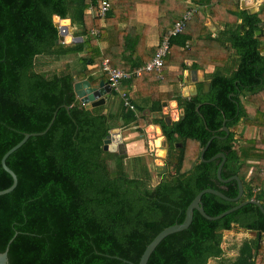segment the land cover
I'll list each match as a JSON object with an SVG mask.
<instances>
[{
	"label": "trees",
	"instance_id": "obj_1",
	"mask_svg": "<svg viewBox=\"0 0 264 264\" xmlns=\"http://www.w3.org/2000/svg\"><path fill=\"white\" fill-rule=\"evenodd\" d=\"M191 1L198 6L219 2ZM109 2L105 21L118 30L121 39L103 55L99 42L106 38V28L90 10L91 5L97 6V0H0V190L13 183L2 166L3 155L25 133L45 130L59 108L45 134L29 137L6 160L18 177L17 186L0 195V251L9 246L11 264L138 263L161 230L184 221L187 207L201 190L215 188L230 198L238 195L235 179L222 182L217 176L222 158H200L201 149L214 135L219 137L211 141L205 158L223 152L222 177H240L244 186L240 202L255 199L264 206V102L255 111L246 104L254 95L264 93V55L260 39L255 38L262 22L260 12L240 10L237 16L242 22L226 32L240 55L236 70L230 74L215 71L208 92L201 85L195 96H174L183 109L178 120L168 124L162 114L161 101L170 94L151 90L150 98L156 101L151 109L160 113L153 122L161 126L168 145L166 164L171 168L152 185L153 169L141 163L143 156L103 148L118 117L124 126L141 122L139 131L144 132L146 122L137 116V103L131 99V108L121 99L117 111L106 104L87 108L77 97L74 83L87 78L96 84L94 72L98 69L102 78L108 79L102 67L105 58L112 66L126 70H135L152 59L145 44L147 32L139 33L131 25L123 33L119 30V22L130 19L137 3H155L160 10L171 8L159 19L161 40L168 23L181 18L188 6L182 0ZM206 10L213 15L218 11ZM199 12L197 9L194 16ZM54 15L71 18L84 40L57 42L59 28ZM191 20L170 37L163 70L176 53L186 56L187 51L180 47L190 38ZM94 28L99 29V35L91 33ZM63 57L71 58L65 67L42 69L43 63L54 64ZM116 57L126 64L116 62ZM185 68L182 63L180 77ZM163 81L157 79L156 71H145L124 83L153 82L157 87ZM143 92L141 88L139 93ZM242 118L259 128V138L243 142L236 138L235 129ZM225 120L229 135L220 130ZM127 160L133 163V176L127 170ZM202 201L212 216L238 204L209 192ZM234 227L256 236L244 240L234 258H225L224 232ZM212 258L220 259L221 264H264V213L258 204L248 203L217 220L194 210L191 225L165 237L148 264H208Z\"/></svg>",
	"mask_w": 264,
	"mask_h": 264
},
{
	"label": "crops",
	"instance_id": "obj_2",
	"mask_svg": "<svg viewBox=\"0 0 264 264\" xmlns=\"http://www.w3.org/2000/svg\"><path fill=\"white\" fill-rule=\"evenodd\" d=\"M181 1V0H179ZM219 2H211V4L206 3L201 6L194 4L191 0H182L186 3L188 8L194 7L200 10L199 14L193 16L188 26L189 40L181 48L182 51H187L186 56L182 57L177 55V53L172 56V59L168 64H166L165 69L162 72V76H159L157 73V79H163L161 84L157 87L151 82L150 84H132L129 85L127 82L121 84L122 91L129 93L131 99L137 103V116L145 120L146 125L144 127V132L141 135L147 134L148 130L156 131L159 133V136L162 134L161 126L153 122V119L160 116L158 111L151 109V106L156 102L152 97L153 93L165 92L169 93L170 97L163 99L162 103V114L164 117L169 116L171 122L178 120L183 115V109L178 106V102L174 99V96L181 94L183 97H192L195 96L201 85H203L205 91L206 88L204 83L210 82L211 88V76L215 71H219L225 74L232 73L233 70H236L239 65V52L235 47L232 46L231 42L228 41L229 30H232L236 27L237 24L242 22V18L238 17L240 10L245 11L249 14H256L260 12L262 22L259 23V29L255 31V38L260 39L261 54L264 55V0H217ZM209 4V5H208ZM160 10L159 6L155 3H137L135 10L131 13L129 20H122L119 22V30L123 33L124 28L128 25H131L136 29L137 32H147L146 47L151 57H153L155 51H152L153 47H156L161 41L160 32H159V19L166 15V9H171L169 7ZM204 8L207 9H218L214 15L209 11H203ZM115 21H117V18ZM178 19V18H177ZM101 25L106 28L105 39L99 42V48L101 54H107L109 47L115 45L119 42L121 37L119 36L118 30L113 25H108L104 20L100 19ZM175 21H171L167 25L166 31L168 32L172 24ZM205 26V29L202 28ZM73 28V29H72ZM70 29L72 34L75 36H81L79 34V28L77 25L72 24ZM225 33V34H223ZM84 40V38H83ZM126 53V52H122ZM127 59L128 55H125ZM124 57V56H123ZM125 58V59H126ZM116 62L121 64H126L124 59L117 58ZM175 63V64H174ZM185 64L186 68L182 72V77H180V66ZM174 64V65H173ZM96 65H94L95 67ZM101 70H95L94 76L97 78V83L93 85H99L102 80ZM108 82V80H105ZM141 88L143 92H141ZM210 90V89H209ZM117 92L112 90L110 97L106 100V105L112 110L117 111L120 105L122 96L115 97ZM208 92V91H206ZM120 94V93H119ZM254 100L252 102H246L247 105L252 106V110H256V106L259 103L264 102V93L254 95ZM125 104V103H124ZM155 106V105H154ZM168 109L170 113H165L164 109ZM107 111V109L105 110ZM141 122L132 123L130 125H123L124 121L118 117L115 121V127H131L135 126L136 130H131L125 133L122 132L123 141L126 144V150L130 155L140 156L144 153L151 151L147 149V143L144 141L143 136L138 137L139 128ZM146 131V132H145ZM236 138L243 142L244 139H251L255 137H260V130L257 126L247 124L242 118L236 129ZM230 133V129H229ZM229 133L226 135H229ZM157 139V138H156ZM161 137L159 138V140ZM154 140V139H153ZM150 142H152L150 140ZM157 142V140L155 141ZM162 144L161 140L156 145ZM139 144V145H138ZM155 147V145H153ZM161 146V145H160ZM159 146V147H160ZM168 151V147H167ZM140 154V155H139ZM167 155V152H166ZM167 157V156H166ZM165 157V158H166ZM165 158L162 160L163 164H166ZM167 165V164H166ZM155 166V165H154ZM157 166V165H156ZM155 166V168H156Z\"/></svg>",
	"mask_w": 264,
	"mask_h": 264
},
{
	"label": "water",
	"instance_id": "obj_3",
	"mask_svg": "<svg viewBox=\"0 0 264 264\" xmlns=\"http://www.w3.org/2000/svg\"><path fill=\"white\" fill-rule=\"evenodd\" d=\"M53 21H54L55 26L59 28V37H58L57 42H63L66 44H70V43H76V42L83 41V36H75L72 34V32L70 30L72 28L71 18H69V17L61 18L59 15H54ZM204 86L206 88V91H209L210 82L204 83ZM74 91H75L77 97L85 104V106L87 108H90L92 106H98V105L105 104L106 100L110 97V95L112 93V87L105 80H102L99 83V85L95 86L91 83V81L89 79L84 78V79L77 80L74 83ZM63 106L66 109L70 108L68 105H63ZM58 109L59 108H57L54 111L52 119L50 120V122H49V124L45 130H43L41 132L25 133L23 139L21 141H19L16 145H14L12 148H10L3 155L2 160H1L2 166L12 176L13 183L10 187L3 189V190H0V195L11 192L17 186V183H18L17 174L15 173L14 170H12L8 166V164L6 162L8 156L11 153H13L15 150L20 148L28 140L29 137L45 134L48 131V129L52 126V124L54 123ZM165 120L167 121L168 124L171 123V118L169 116H166ZM220 130L225 131L227 134L229 133V128L226 125V120L224 121L223 127ZM215 137H219V136L218 135L212 136L208 140V142L204 146V148H202L200 158L202 161H213L217 158H222V161L218 167L217 176L222 182H228V181L235 179L238 182V186H239L238 195L234 198H230L227 195H225L222 191L215 189V188H205V189L201 190L196 195V197L192 200V202L189 204V206L187 207L184 221L182 223H175L173 225L167 226L163 230H161L154 237V239L146 246L144 252L141 255L139 262L138 263L130 262L131 264H148V261L152 255L153 251L156 249V247L160 244V242L165 237H167L170 234H173V233L182 231L184 229H187L191 225L193 218H194V210H198L207 219L217 220V219H220V218L224 217L225 215H227L233 211L240 209L241 207H243L244 205H246L248 203H256L259 205V207L261 208V210L264 213V206L262 205L261 202L255 200V199H247V200L240 202V200L244 194V186H243L242 180L240 179V177L238 175H234L228 179H225L222 177V169H223V166H224L225 161H226V155L223 152L216 154L215 156H213L210 159L205 158V152H206L207 148L209 147L211 141ZM179 146H182V143H179ZM103 148H104V150L119 153V154H124L127 152L126 144L123 141L122 132H121L120 127L116 126L110 130V134L104 140ZM161 167H162V169H160ZM156 170H157V172H159L161 170H162L161 172H165V171H167V166L166 165H163V166L157 165ZM208 192L216 194V195H218L224 199L237 201L238 204H236L232 208H230V209H228V210H226V211H224L218 215H215V216L209 215L206 212L204 205H203V201H202V196ZM8 250H9V246H7V248L4 251H0V264H11L10 260H9V256H8Z\"/></svg>",
	"mask_w": 264,
	"mask_h": 264
},
{
	"label": "built area",
	"instance_id": "obj_4",
	"mask_svg": "<svg viewBox=\"0 0 264 264\" xmlns=\"http://www.w3.org/2000/svg\"><path fill=\"white\" fill-rule=\"evenodd\" d=\"M111 8L109 0H97V6L91 5L90 10L94 16L99 19L104 20L107 13ZM196 12V8L191 7L186 10L184 15L175 21L166 36L162 38L159 43L157 50L155 51L152 59L145 64L137 67L135 70H126L124 68H117L111 65L109 58H105L102 62L103 70L106 71L108 75V83L111 85L112 90L118 91L122 96L125 105L134 108V105L131 102L130 95L120 89L121 84L125 79H130L133 76H141L145 71H156L159 76H162L163 67L165 64V57L170 48V37L180 33L186 23L191 20ZM91 33L95 36L99 35V29H92Z\"/></svg>",
	"mask_w": 264,
	"mask_h": 264
},
{
	"label": "rangeland",
	"instance_id": "obj_5",
	"mask_svg": "<svg viewBox=\"0 0 264 264\" xmlns=\"http://www.w3.org/2000/svg\"><path fill=\"white\" fill-rule=\"evenodd\" d=\"M196 11H197V8H196ZM67 60H71V58H69V57H63L62 59L54 62V64H51L49 62H46V63H43V65H41V66H42V69H45V70H51L53 68H55V69H61V68L65 67V64L67 62H69ZM121 88H122V86H120V89ZM116 92H117L118 96H120L119 92L118 91H116ZM116 95H115V97L117 98L118 96H116ZM168 111L169 110L167 108L164 109V112L166 114L167 113H170L171 114V111L170 112H168ZM136 129L137 128L135 126L134 127L133 126H131V127H122V130L121 131H123V133H125V131L128 132V131L136 130ZM137 134H138V137H142V136L144 137V138H141V139H144V141L147 143V149H150L151 150V151H149L147 153H144L143 155H140V154L139 155L140 156H143V157H141L142 158L141 163L142 164H147L148 166H150L153 169V175H152L151 183H152V185H155L156 183H158L160 181V179H161V173H162L161 172L162 170L159 171V172H157L155 166L156 165L163 166L162 165L163 164L162 160L167 156L166 155V152H167L168 145H167V143L165 141L164 135L161 134L159 136V133L156 132V131H153L152 132L149 129L148 132H147V134H145V135H143V134L141 135V132H139ZM160 137H162L161 138L162 144L160 143L158 146H155L154 147L153 146L154 145L153 141H156L157 140L156 138H160ZM150 140L152 142H150ZM125 154L128 155V153H125ZM130 156H132V155H130ZM166 158H165V160H166ZM126 162L128 163L127 170L130 173V175L133 176L134 175V173H133V169H134L133 163H130V161H128V160ZM164 165H166V164H164ZM160 169H162V167ZM169 169H171V168L167 166V171ZM255 236H256L255 233H252V232H249V231H246V230L237 228V227H234L231 230H225V232H224V239H223L224 257L225 258H230V259L234 258L237 255L239 246L242 244V242L244 240H246V239H249V238H252V237H255ZM208 264H221V260L220 259H216V258H212L209 261Z\"/></svg>",
	"mask_w": 264,
	"mask_h": 264
},
{
	"label": "bare ground",
	"instance_id": "obj_6",
	"mask_svg": "<svg viewBox=\"0 0 264 264\" xmlns=\"http://www.w3.org/2000/svg\"><path fill=\"white\" fill-rule=\"evenodd\" d=\"M162 138V137H161ZM161 140V139H160ZM159 138H157V142L153 141L154 145L156 146L159 143Z\"/></svg>",
	"mask_w": 264,
	"mask_h": 264
}]
</instances>
